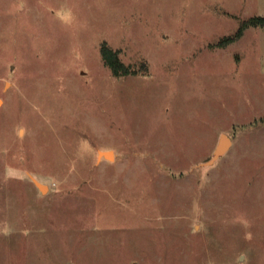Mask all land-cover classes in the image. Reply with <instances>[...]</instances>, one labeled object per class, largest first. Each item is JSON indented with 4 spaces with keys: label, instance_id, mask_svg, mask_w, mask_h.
<instances>
[{
    "label": "rangeland",
    "instance_id": "obj_1",
    "mask_svg": "<svg viewBox=\"0 0 264 264\" xmlns=\"http://www.w3.org/2000/svg\"><path fill=\"white\" fill-rule=\"evenodd\" d=\"M262 17L0 0V264H264V25L231 40Z\"/></svg>",
    "mask_w": 264,
    "mask_h": 264
},
{
    "label": "trees",
    "instance_id": "obj_2",
    "mask_svg": "<svg viewBox=\"0 0 264 264\" xmlns=\"http://www.w3.org/2000/svg\"><path fill=\"white\" fill-rule=\"evenodd\" d=\"M262 25H264V17H262L260 21L255 18L245 20L243 21L241 27H239V29L237 30L236 34L231 37V40L234 41L235 39H238L241 35H243L245 29L249 26ZM102 53L106 64H108L112 68L113 72L116 75L132 74L137 72V70L132 69L130 65L124 63L119 56V50H114L113 48L109 47L107 42L103 43Z\"/></svg>",
    "mask_w": 264,
    "mask_h": 264
},
{
    "label": "water",
    "instance_id": "obj_3",
    "mask_svg": "<svg viewBox=\"0 0 264 264\" xmlns=\"http://www.w3.org/2000/svg\"><path fill=\"white\" fill-rule=\"evenodd\" d=\"M232 140L230 138V136H228L227 134H224L222 136L221 142L218 145L214 156L207 162L208 164L213 163L216 159H218L221 155H223L227 149L230 147ZM110 153V154H109ZM111 151H107L104 154H106L109 157H112L113 154H111ZM38 182V184L41 186L42 190H45L47 188L46 184H43L42 182H40L39 180H36Z\"/></svg>",
    "mask_w": 264,
    "mask_h": 264
},
{
    "label": "bare ground",
    "instance_id": "obj_4",
    "mask_svg": "<svg viewBox=\"0 0 264 264\" xmlns=\"http://www.w3.org/2000/svg\"><path fill=\"white\" fill-rule=\"evenodd\" d=\"M110 154V153H109ZM112 154V153H111Z\"/></svg>",
    "mask_w": 264,
    "mask_h": 264
}]
</instances>
